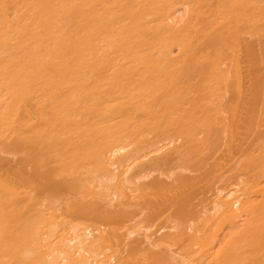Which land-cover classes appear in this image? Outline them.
I'll return each mask as SVG.
<instances>
[{
    "label": "bare ground",
    "instance_id": "obj_1",
    "mask_svg": "<svg viewBox=\"0 0 264 264\" xmlns=\"http://www.w3.org/2000/svg\"><path fill=\"white\" fill-rule=\"evenodd\" d=\"M0 264H264V0H0Z\"/></svg>",
    "mask_w": 264,
    "mask_h": 264
}]
</instances>
